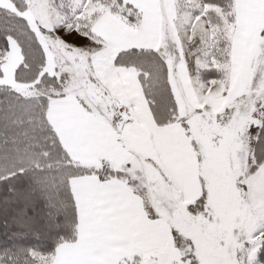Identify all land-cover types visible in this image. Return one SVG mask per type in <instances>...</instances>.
Masks as SVG:
<instances>
[{
	"label": "snow or ice",
	"instance_id": "snow-or-ice-1",
	"mask_svg": "<svg viewBox=\"0 0 264 264\" xmlns=\"http://www.w3.org/2000/svg\"><path fill=\"white\" fill-rule=\"evenodd\" d=\"M0 264H264V0H0Z\"/></svg>",
	"mask_w": 264,
	"mask_h": 264
}]
</instances>
